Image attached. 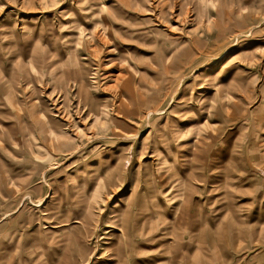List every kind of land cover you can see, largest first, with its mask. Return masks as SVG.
I'll return each instance as SVG.
<instances>
[{
	"label": "rangeland",
	"instance_id": "rangeland-1",
	"mask_svg": "<svg viewBox=\"0 0 264 264\" xmlns=\"http://www.w3.org/2000/svg\"><path fill=\"white\" fill-rule=\"evenodd\" d=\"M89 2L0 0V264H49L63 232L45 230L87 199L97 226L81 244L108 264L109 216L140 191L134 221L158 228L147 244L132 231L144 253L127 264H264V0H94L100 15ZM32 40L45 51L25 54Z\"/></svg>",
	"mask_w": 264,
	"mask_h": 264
},
{
	"label": "bare ground",
	"instance_id": "bare-ground-1",
	"mask_svg": "<svg viewBox=\"0 0 264 264\" xmlns=\"http://www.w3.org/2000/svg\"><path fill=\"white\" fill-rule=\"evenodd\" d=\"M90 1V2H89ZM94 0H87L88 5H86L85 8H89L90 10V14L92 13V15H96L97 14V10L99 11V15L100 13H105V9L106 7L101 4L100 2H93ZM147 1V0H146ZM108 2V1H107ZM129 2V1H128ZM133 2V1H132ZM137 3V2H136ZM135 3V4H136ZM109 4V3H108ZM128 4V3H127ZM110 5H112V3L110 2ZM130 6V4H129ZM128 6V7H129ZM141 9V6H139ZM25 8V7H24ZM144 9V8H143ZM127 10V9H126ZM134 10V9H133ZM145 10V9H144ZM147 10V9H146ZM145 10V12H146ZM19 11V10H18ZM135 11V10H134ZM130 12V11H129ZM138 12V11H137ZM148 12H150L148 10ZM132 14V13H131ZM107 16V15H106ZM77 17V16H76ZM78 18V17H77ZM108 18V17H106ZM79 19V18H78ZM101 19V17H100ZM24 21V20H22ZM21 21V22H22ZM55 21V20H54ZM108 21V20H107ZM28 22V21H27ZM61 22V21H60ZM63 22V21H62ZM79 22V21H78ZM105 21L101 20H97L95 19L94 23H95V27L98 26L101 28L102 32H105L106 30V25L104 23ZM109 22V21H108ZM67 23V22H66ZM37 24V23H36ZM39 24V23H38ZM109 24V23H108ZM112 24V23H111ZM31 25V24H30ZM60 25V24H59ZM37 26V25H36ZM94 26H92L94 28ZM108 26V25H107ZM76 27H79L77 24L74 25L72 23V26H68L69 30H74L76 29ZM91 27V28H92ZM39 28V27H38ZM37 28V29H38ZM111 29V28H110ZM28 26L26 24V22L21 23L20 26V30L19 32L25 36L26 33L28 32ZM48 30V29H46ZM92 30V29H91ZM89 30L90 32V36H93V31ZM67 31V30H66ZM99 31V30H98ZM40 32V31H39ZM69 32V31H68ZM73 32V31H72ZM46 33V32H45ZM98 33V32H97ZM4 33H2L3 35ZM41 34V33H40ZM65 34V33H64ZM72 34V33H70ZM82 31L79 33V31L76 32V39H79V41H81L83 35H82ZM1 35V36H2ZM8 35V34H7ZM16 35V34H15ZM20 35V34H19ZM29 35V34H28ZM102 35V34H101ZM11 36V35H10ZM49 36V35H47ZM51 36V35H50ZM4 37V36H3ZM103 37V36H102ZM5 38V37H4ZM7 38V37H6ZM21 38V37H20ZM33 38V37H32ZM74 38V39H75ZM113 38V37H112ZM16 39V38H15ZM100 39V38H99ZM105 39V38H104ZM12 40V39H11ZM51 40V39H50ZM89 41V39H88ZM45 42V41H44ZM116 42V41H115ZM78 44V42H76ZM75 43V44H76ZM118 43V41H117ZM9 44V43H8ZM10 45V44H9ZM22 45V44H21ZM11 46V45H10ZM113 46V45H112ZM8 47V46H7ZM75 47V46H73ZM1 48V47H0ZM53 48V47H52ZM3 49V48H2ZM1 49V50H2ZM8 49V48H7ZM50 48L46 47V51H48ZM45 51L42 46H38L36 44V40H32L30 42H27L24 45V52L25 54H31V53H35V54H40L41 52ZM78 51V50H77ZM23 52V50H22ZM84 52V51H83ZM86 52V51H85ZM52 53V52H50ZM49 53V54H50ZM87 53V52H86ZM75 57V56H74ZM76 58V57H75ZM84 58V57H83ZM52 64L54 63H49V67L52 68ZM76 67H78L77 69L81 68V66L79 64H75ZM81 72V71H80ZM80 72H78V79L76 78L74 80L75 86L77 87V89H80V85L83 84V80H82V76L80 75ZM84 99V98H83ZM98 111V110H97ZM101 112V111H100ZM153 112V111H152ZM27 113V112H26ZM96 113V112H95ZM151 113V111H148V115ZM23 115V114H22ZM41 119L39 117H33V116H29L28 121L29 123H31L34 127L33 130H37L38 131V135L39 134H45L46 132H49L48 135H44L43 139H47V138H51L54 139L58 142H62V140H60V134L59 135H52L51 133L52 130L50 129L49 125H48V121L47 120H43L40 121ZM26 119H24L23 117L20 118V129L17 131L19 133H21L23 135L24 132H26L28 130V127H25V125L23 124V122H25ZM41 132V133H40ZM54 134V133H53ZM180 136L179 134L176 135V137ZM173 138V137H172ZM27 140V137H26ZM164 141V140H162ZM166 142V141H165ZM63 143V142H62ZM62 143L60 145H62ZM167 144V143H166ZM156 150V149H154ZM183 160V158H182ZM118 163L124 165V160L122 161H118ZM116 163V162H115ZM160 163V162H159ZM164 163V162H163ZM168 165V164H167ZM169 167V166H168ZM172 167V166H171ZM167 170H165L166 174L168 172V168H166ZM103 171H100V177L102 178V180L105 178V180L109 179V177H111L110 175V170L108 171L107 169L103 168L101 169ZM162 176V175H161ZM132 188V186H131ZM109 193H107L108 195ZM138 194V195H137ZM136 196V198L133 201V197ZM140 195V196H139ZM131 201L126 204H123V206L121 208L118 209V211H116V213H112L109 218L110 220H112V216L117 217V219L119 220V224L116 225V235L114 237L113 242L110 245V253L108 255V258H106L107 263L108 264H127V259H133L137 253L143 254L144 252H141L139 250H137V247L132 245L133 243H136L134 241L128 240V237H130L132 235V231L135 232L136 235L139 236V240L138 243L141 244H147L148 242H151L152 240H154V237L152 238L153 235V230L158 228L157 225V220H151L150 223L146 229L145 227L140 226V224H142L144 222V214L142 213L141 210V215L143 217V220L139 223V222H135V212L137 209H140L141 207H144V202L141 200L142 198V194L141 191L135 192V194L133 192H131ZM85 199H87V197H84ZM70 200V199H69ZM76 200V199H75ZM81 201L78 200L77 201V207L76 209L77 214L71 218H69L68 215H65V217L61 218V219H56L53 224H51V227L54 229H50V230H45V234L49 237L48 240H52L54 233L56 232H63L62 233V237L59 236V245L57 246V244H55L54 242L51 243V247H53L55 249V251L53 250L51 253L47 252V257H48V261L46 260L45 262H49V264H88V262H90V256L92 255V253L94 252V248H95V244L96 241H93V249L90 248L86 249V247L84 245H82V241L84 239L90 240V239H94L95 236V228L97 226V224L95 223L93 228H89V221L90 220V216L91 215V211L90 209L93 207V203L91 200H85L83 203H80ZM71 203V202H70ZM76 203V202H75ZM65 205V204H64ZM90 211V212H89ZM104 214V213H103ZM103 214H100L98 211L96 213L97 217L99 218V216H103ZM197 216V215H196ZM226 215L221 216V218H225ZM51 218V217H50ZM234 218V217H232ZM71 220V224L72 225H67V221ZM196 220V219H195ZM226 221H228L231 227V233L232 234H236V240H238V236L237 234L239 232H243L244 228L243 226H239L237 227V225H239V223L228 219V220H219L217 222V228L220 227V229L225 228V223ZM89 224V225H88ZM110 224L109 220L104 221L103 226L107 227ZM199 225L197 223L191 222V225H189L188 227L190 228V231H194L195 229H197ZM71 229H75V233L71 231ZM219 229V230H220ZM69 230V233H66ZM138 230L139 234L136 233ZM102 233H107L108 229H103L101 231ZM208 232V230H207ZM57 234V233H56ZM190 235V234H189ZM193 236V235H192ZM101 238V237H99ZM214 242V241H212ZM110 243V242H109ZM70 244H73V247L75 248V253L72 250V247L70 246ZM107 244V243H106ZM31 245V244H30ZM97 245V244H96ZM237 244L236 242H232L231 241V246L235 247ZM139 247V244H138ZM78 248L80 249V253L78 254ZM238 252V251H237ZM49 254V255H48ZM78 254V255H77ZM124 255V256H123ZM172 255V253H171ZM99 258V256H98ZM32 260V259H31ZM35 261V260H34ZM33 263V262H32ZM43 264V263H42ZM98 264V263H97Z\"/></svg>",
	"mask_w": 264,
	"mask_h": 264
}]
</instances>
